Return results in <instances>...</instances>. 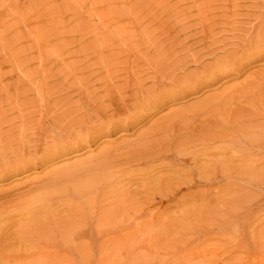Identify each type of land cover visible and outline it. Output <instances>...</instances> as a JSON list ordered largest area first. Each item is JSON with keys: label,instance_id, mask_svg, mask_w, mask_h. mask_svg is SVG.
I'll return each mask as SVG.
<instances>
[{"label": "rangeland", "instance_id": "obj_1", "mask_svg": "<svg viewBox=\"0 0 264 264\" xmlns=\"http://www.w3.org/2000/svg\"><path fill=\"white\" fill-rule=\"evenodd\" d=\"M261 10L264 0H0V168L4 170H0V213H5L0 214V228L6 227L0 230V264H264V150L239 153L241 156L226 154L214 146L204 150L188 147L179 155L174 150L182 140L195 138L194 134L206 127L216 129L219 124L228 128L221 121L239 111L237 108L247 114L240 124L244 129L224 127L229 136L239 137L233 134L236 130L241 135L248 129L264 136V38L254 35L261 23L254 18ZM234 53H244L249 63L235 55V61H240L231 67L232 73L228 74L231 69L225 66L211 86L206 83V87L200 85L185 93L180 90V81L191 77L203 64H209L202 68H207V77L210 65L214 68V64L229 61L227 65L231 66ZM253 54L258 58L249 60ZM150 89L156 90L155 97L165 94L163 102L147 104L146 99L137 106L135 100L145 97ZM172 92L179 96L173 97ZM201 103L213 111L193 109ZM212 104L220 106L216 107L222 112ZM133 105L141 112L139 119L131 122L138 112ZM178 113L182 118L167 123ZM110 114L115 117L113 121L120 115L118 122L128 116V127L110 128L109 134L96 131L100 123L105 126L102 120ZM238 140L242 146L241 138ZM145 146L150 148L149 153L141 159L137 151ZM49 149L50 157H37ZM33 157V162H27ZM213 168L218 171L205 178V169ZM221 171L241 178L237 191ZM100 174H110L107 177L113 180L114 188L106 190L108 196L105 193L103 199L86 204L82 210L72 207L65 198L69 190ZM41 194L42 201L48 194L57 200L53 209L49 208L52 215H45L44 221L37 222L14 206L29 201L34 207ZM46 207H40L41 215L46 214ZM11 208L17 211L15 215L21 214L19 218ZM135 209L140 211L135 214ZM123 210L126 221L120 216ZM51 216L56 229L50 226ZM90 216L94 218L88 219ZM28 217L37 224L34 226ZM95 218L113 224L104 226V234H89ZM56 219L62 221L54 222ZM69 219L78 223L82 219L81 228L88 234H67ZM41 222L44 226H37ZM24 223L31 224L29 235L23 232V237L28 236L27 243L20 235ZM57 223L65 227L61 228L62 235H54L60 231ZM40 226H48L46 229L52 232L47 235ZM129 226L132 229L127 230ZM139 228L142 232H135ZM42 234L43 239L35 237ZM19 248L26 252L21 253ZM29 249L36 256L32 258Z\"/></svg>", "mask_w": 264, "mask_h": 264}, {"label": "bare ground", "instance_id": "obj_2", "mask_svg": "<svg viewBox=\"0 0 264 264\" xmlns=\"http://www.w3.org/2000/svg\"><path fill=\"white\" fill-rule=\"evenodd\" d=\"M263 10H261V14H259V15H257L254 19H256L257 18V20H256V22H258V18H259V20L261 21V23H259V25L258 26H256V27H258V30L257 29H255V34L254 35H257V37L258 38H264V11L262 12ZM246 14V13H245ZM255 15V14H254ZM249 16H250V13H249ZM208 17V15L206 16V18ZM217 17V16H216ZM250 17H252V16H250ZM200 18V17H199ZM253 18V17H252ZM200 24V23H199ZM198 24V25H199ZM212 24V23H211ZM237 24V23H236ZM201 25V24H200ZM253 25H254V23H253ZM214 26V25H213ZM251 26V25H250ZM195 27V26H194ZM210 29V28H209ZM252 29H253V27H252ZM249 31H252L251 29L249 30ZM185 32V31H184ZM208 32V31H207ZM215 32V31H214ZM213 33V32H212ZM204 34V33H203ZM251 34V33H250ZM253 35V36H254ZM252 36V35H251ZM247 38L249 37V36H246ZM255 37V36H254ZM253 37V38H254ZM239 38V37H238ZM250 39H252V38H249V40ZM261 40V39H260ZM259 40V41H260ZM167 41V40H166ZM252 41H255V38L254 39H252ZM257 41V40H256ZM255 41V42H256ZM250 42V41H249ZM255 42H253V43H255ZM198 43V42H197ZM244 43H245V41H244ZM243 43V44H244ZM261 43H263V42H261ZM220 44H222V43H220ZM246 44V43H245ZM257 44H258V41H257ZM253 45V44H252ZM263 45V44H262ZM152 46V45H151ZM156 46H158V45H156ZM229 46V45H228ZM258 46H259V44H258ZM146 47V46H145ZM153 47V46H152ZM237 47V46H236ZM240 47V46H239ZM252 47V46H251ZM257 47V46H256ZM264 48V47H263ZM150 49V48H149ZM189 49V48H188ZM257 49V48H256ZM262 49V48H261ZM152 50V49H151ZM161 50V49H160ZM221 50V49H220ZM260 50V49H259ZM225 51V50H224ZM239 51V50H238ZM262 51H263V49H262ZM244 52V51H243ZM248 52V51H247ZM250 52V51H249ZM257 53H258V51H256ZM261 52V51H260ZM215 53V52H214ZM213 53V54H214ZM238 54H239V52H237ZM256 53V54H257ZM163 54H165V53H163ZM198 54V53H197ZM238 54H233L232 56H233V59L232 58H230V61H233V63L231 64V66L230 65H227V64H229V61H227V60H223V61H227V63L226 62H224L223 64H221V61H220V64L221 65H218L217 66V64H214V68L213 67H208V69H210L209 71H210V73H208V76H210V77H212V79L210 78V77H207V72L208 71H205L206 69H202V68H205V66H208L209 64L207 63V64H203V66L200 68V70L198 71V70H196L197 72H194V73H191V74H193L191 77H188V78H186L185 80H181L180 82L182 83L181 84V91L183 92V93H185V92H188V91H192V90H196L197 89V87L198 86H200V85H203V84H206V83H209L208 84V86L210 85V83L212 82V81H214V79H215V77L217 76V74L218 73H220V70L219 69H221V70H223V71H225L224 70V68H225V66H229V68H228V70L229 69H231L230 70V72L228 73V74H230V73H232L231 71H233L232 69L233 68H231L233 65H235V63H239V61L240 60H236L235 61V59L237 58V56H238ZM242 54H244V53H242ZM242 54H241V56H242ZM255 54V55H256ZM260 54V56H261V53H259ZM188 55V54H187ZM212 55V54H211ZM215 55V54H214ZM235 55H237L236 57H235ZM245 55V54H244ZM255 55L253 54V57H248L249 58V60H255L256 58H258V56L257 57H255ZM190 56H193V54L192 55H190ZM197 56V55H196ZM213 56V55H212ZM231 56V57H232ZM240 56V55H239ZM238 56V57H239ZM240 56V57H241ZM153 57V56H152ZM155 57V56H154ZM208 57H209V55H208ZM217 57V56H216ZM234 57H235V59H234ZM261 57H263V56H261ZM241 58H243V61L244 60H246L247 61V59H245L246 58V56L244 57V56H242ZM210 59H211V57H210ZM220 59V58H219ZM228 59V58H227ZM238 59H240V58H238ZM147 60V59H146ZM198 60H199V58H198ZM212 60H213V57H212ZM229 60V59H228ZM242 60V59H241ZM215 61V60H214ZM241 62V63H244V62ZM116 63H124V62H119V61H117ZM134 62H132L131 64H133ZM189 63V62H188ZM187 63V64H188ZM198 63V62H197ZM249 62L247 61V64H248ZM211 64H213V63H211ZM115 65V64H114ZM185 65V64H184ZM184 65H183V67H184ZM241 65V64H240ZM244 65V64H243ZM186 66V65H185ZM200 66V65H199ZM238 65L236 64V66H234L235 68L237 67ZM242 66H240V68H241ZM186 68V67H185ZM198 68V67H197ZM215 68H217L216 70H212V69H215ZM234 68V69H235ZM239 68V67H238ZM239 68V69H240ZM180 69H183V68H180ZM202 69V70H201ZM238 69V70H239ZM178 70V69H177ZM226 70H227V68H226ZM227 70V71H228ZM179 71V70H178ZM193 71H195V70H193ZM236 71H237V68H236ZM186 72V71H185ZM174 73H175V71H174ZM223 73V72H222ZM234 73V72H233ZM110 74H112V73H110ZM190 74V73H189ZM224 74V73H223ZM222 74V75H223ZM107 75V74H106ZM153 75V74H152ZM184 75H186V73L184 74ZM160 76V75H159ZM205 77L207 78V79H205ZM222 77H225L224 75L222 76ZM90 78V77H89ZM105 78H107V76H105ZM210 78V81H207L208 79ZM97 79V78H96ZM151 79V78H150ZM256 79V78H255ZM86 80V79H85ZM99 80H101V79H99ZM96 81V80H95ZM175 82V81H174ZM174 82H173V84H174ZM248 82V81H247ZM258 82V81H257ZM77 83V82H76ZM179 82H177L176 84H178ZM92 84V83H91ZM108 84V83H107ZM251 84H254L253 82L251 83ZM80 85V84H79ZM245 85H247V83L245 84ZM264 85V84H263ZM102 86H104V85H102ZM117 87H118V85H116ZM115 86V87H116ZM163 86V85H162ZM165 86V85H164ZM204 86V85H203ZM207 86V87H208ZM211 86V85H210ZM244 86V85H243ZM253 86V85H252ZM139 87V86H138ZM167 87V86H166ZM204 87H206V86H204ZM248 87V86H247ZM255 87H256V85H255ZM262 87V86H261ZM260 87V88H261ZM102 88V87H101ZM142 88V87H141ZM149 88V87H148ZM151 88V87H150ZM176 88V87H175ZM246 88V87H245ZM99 89V88H98ZM109 89V88H108ZM147 89V88H146ZM158 89V88H157ZM173 89V88H172ZM259 89V88H258ZM264 89V88H263ZM101 90V89H100ZM154 90V89H153ZM151 91V89H150V91H146L145 92V94H146V96L144 97H139V100H135L136 101V105L137 104H139L140 102V100L141 101H143V102H145V100H146V102H147V104H151V103H153L154 105L156 104V105H158V103H160L163 99H164V97H165V94H160L159 95V93H158V97H155L156 96V94L157 93H155L156 92V90H155V92L154 91ZM170 90H171V88H170ZM180 90H178V92L180 91ZM234 90V89H233ZM243 90H245L244 88H243ZM249 90V89H248ZM247 90V91H248ZM255 89L253 88V91H254ZM165 91V90H164ZM174 91H175V89H174ZM240 91H241V89H240ZM252 91V90H251ZM109 92V91H108ZM135 92V91H134ZM159 92V91H158ZM162 92V91H161ZM230 92V91H229ZM244 92V91H243ZM255 92V91H254ZM254 92H253V94H254ZM259 92H260V90H259ZM120 93V92H119ZM230 93H232V92H230ZM251 93V92H250ZM256 93H258V91L256 92ZM137 94V93H136ZM179 94H180V92H179ZM179 94L177 93V92H172L171 93V95L173 96V97H176V96H179ZM193 94V93H192ZM241 94H242V92H241ZM260 94V93H259ZM140 95H142V93L140 94ZM169 95V94H168ZM254 95H256L257 96V94H254ZM114 96V95H113ZM124 96V95H123ZM244 96H245V94H244ZM244 96H242V97H244ZM248 96H249V93H248ZM256 96H255V98H256ZM261 96V95H260ZM106 97V96H105ZM110 97V96H109ZM125 97V96H124ZM171 97V96H170ZM227 98H228V96H226ZM251 97V96H250ZM253 97V96H252ZM251 97V98H252ZM241 98V97H240ZM239 98V99H240ZM247 97H245L244 99H245V101H249L248 99H246ZM251 98H249V99H251ZM225 99V98H224ZM235 99V98H234ZM261 99V98H260ZM132 100V99H131ZM212 100H213V98H212ZM227 100V99H226ZM233 100V99H232ZM253 100V99H252ZM259 100V99H258ZM77 101V100H76ZM124 101V100H123ZM153 101V102H152ZM237 101V100H236ZM242 101H243V98H242ZM251 101V100H250ZM163 102V101H162ZM204 102V101H203ZM253 102V101H252ZM122 103V102H121ZM198 103V102H197ZM205 103H206V101H205ZM205 103H201L200 105L198 104V105H196V106H193V109L195 108V110L197 111H199V110H205V108L206 109H208L209 111H210V109L212 110V108H208V107H206V104ZM260 103V102H259ZM264 103V102H263ZM119 104V103H118ZM143 104V103H142ZM142 104H140V105H142ZM204 104H205V106H204ZM218 104V103H217ZM222 104V103H221ZM224 104V103H223ZM226 104V103H225ZM229 104V103H228ZM228 104H226V105H228ZM242 104V103H241ZM261 104V103H260ZM243 106L245 105V104H242ZM262 105V104H261ZM124 106V105H123ZM137 106H139V105H137ZM145 107H149V108H151L150 106H146V105H144ZM212 107H216L217 105H215V104H212L211 105ZM248 106V105H247ZM131 107V106H130ZM133 107L136 109V107L133 105ZM153 107V106H152ZM155 107V106H154ZM218 107V106H217ZM215 108V109H218V108ZM235 107V106H234ZM237 107H239V105L237 106ZM111 108V107H110ZM148 108V109H149ZM225 108V107H224ZM118 109V108H117ZM134 109V110H135ZM143 109V108H142ZM215 109H214V111H215ZM239 111H235V113L233 114V112H232V116H230L227 120H225V121H221V124L222 123H224V125L226 124L227 126H228V128H229V126L232 128V127H240V124H241V121L244 119V118H247V114H246V112H243V111H240V108H237ZM245 109V108H244ZM104 110V109H103ZM123 110V109H122ZM138 110V112H136V113H134L135 115H136V118H132L133 120L131 121V122H134L138 117H139V113L141 112V110L139 111V108L138 109H136V111ZM195 110H192V111H195ZM208 110H207V112H208ZM220 110L221 109H218V111L220 112ZM223 110V109H222ZM225 110V109H224ZM249 110V109H248ZM187 111V110H186ZM190 111H191V109H190ZM190 111H187V112H185V113H190ZM206 111V110H205ZM213 111V110H212ZM212 111H211V113H212ZM217 111V110H216ZM217 111V112H218ZM226 111V110H225ZM253 111V110H252ZM251 111V112H252ZM254 111H256V110H254ZM131 112V111H130ZM129 112V113H130ZM133 112V111H132ZM144 112V111H143ZM202 112V111H201ZM222 112V111H221ZM220 112V113H221ZM227 112V111H226ZM258 112V111H257ZM116 113V112H115ZM249 113V112H248ZM95 114V113H94ZM213 114V113H212ZM224 114H226V113H224ZM253 114V113H252ZM125 115V114H124ZM131 116H132V114H130ZM129 115V116H130ZM219 115H223V114H219ZM251 115V114H250ZM253 115H257V114H253ZM93 116H95V115H93ZM117 116V115H116ZM127 116V115H126ZM125 116V117H126ZM130 116V117H131ZM138 116V117H137ZM252 116V115H251ZM118 117V116H117ZM117 117H116V119H117ZM134 117V116H133ZM177 117H181L182 118V113H178V115H175V114H173L172 116H170L169 118H168V120H167V123L168 122H170V121H172V120H174L175 118H177ZM205 117V116H204ZM214 117V116H213ZM219 117H221V116H219ZM223 117H225V115H223ZM253 117V116H252ZM263 117V116H262ZM89 118V117H88ZM90 118H92V117H90ZM115 117L114 116H112L111 114H110V116L109 117H107V118H105V120H102L103 122L105 121V126L104 125H101L102 123H100L99 125H98V128H97V130L96 131H102L101 133H103V134H109V129L110 128H113V129H117V128H121V129H126L127 127H128V122H127V120L129 119V117L127 116V118H124V120L125 121H120V122H118L119 121V118H120V115H119V117H118V121L116 120V121H113V120H115L114 119ZM184 118V117H183ZM209 118V117H208ZM77 119V118H76ZM79 119V118H78ZM80 119H81V116H80ZM80 119H79V121H80ZM139 119V118H138ZM201 119V118H200ZM214 119H215V117H214ZM221 119H223V118H221ZM220 119V120H221ZM249 119H251V118H249ZM208 120V119H207ZM213 120V119H212ZM224 120V119H223ZM245 120V119H244ZM251 120H255V118L253 119H251ZM36 121V120H35ZM88 121V120H87ZM260 121H261V119H260ZM167 123H165V125L167 126ZM253 123V122H252ZM263 123V122H262ZM77 124V123H76ZM213 124V123H212ZM215 124V123H214ZM217 125V124H216ZM242 125H244V124H242ZM261 125V124H260ZM87 126V125H86ZM162 126H164V125H161V127ZM214 126V125H213ZM217 126H219V129H217ZM216 126V129H207V127L205 128V130L203 129L202 131H199V132H197V133H195L194 134V136H195V138L194 137H192L191 139H189L188 138V140H182V142H180V144L179 145H177V146H175V148H174V150H175V153L176 154H180L181 152H183V151H185L188 147H196V148H201L202 150H204V149H208L210 146H214V147H217V149L220 151L221 150V152H224V153H228V152H231V154L233 153L234 155H236V154H238L239 155V153H243V152H247V151H253V150H261V149H263L264 150V136L263 137H261V135H259V134H257V133H255V132H253V131H249V129L248 130H244V131H242L241 132V135L240 134H238V130H236V132L235 133H233L234 135H236V136H238L239 135V137L241 138V140H242V142H243V144H242V146L240 145V143H239V140L237 141V139L239 138V137H230L229 136V133L226 131V129L225 128H227V127H223V125H217ZM247 126V125H246ZM251 126V125H250ZM259 126V125H258ZM261 126H263V125H261ZM21 127V126H20ZM165 127V126H164ZM255 127H256V125H255ZM157 128V127H156ZM194 128V127H193ZM192 128V129H193ZM227 128V130H229ZM230 128V129H231ZM240 128H243L244 129V127H240ZM249 128V127H248ZM164 129V128H163ZM197 129V128H196ZM235 129V128H234ZM260 129H261V127H260ZM263 129H264V126H263ZM149 130V129H148ZM152 130H154V128L152 129ZM259 130V129H258ZM80 131V130H79ZM79 131H77V132H79ZM150 131V130H149ZM170 131V130H169ZM232 131V130H231ZM254 131H256V130H254ZM264 131V130H263ZM66 132V131H65ZM152 132V131H151ZM154 132H155V130H154ZM157 132V131H156ZM171 132V131H170ZM226 132V133H225ZM233 132V131H232ZM232 132H230V133H232ZM258 132V131H257ZM21 133V132H20ZM96 133V132H95ZM181 134V133H180ZM263 134V133H262ZM82 135V134H81ZM87 135V134H86ZM145 135V134H144ZM184 135V134H183ZM188 135V134H187ZM233 135V136H234ZM91 136V135H90ZM158 136V135H157ZM58 137V136H57ZM153 138V137H152ZM159 138V137H158ZM157 138V139H158ZM194 138V139H193ZM231 138H232V140H231ZM54 139V138H53ZM75 139V138H74ZM88 139V138H87ZM145 139V138H144ZM47 140V139H46ZM61 140V139H60ZM77 140V139H76ZM81 140V139H80ZM159 140V139H158ZM179 140V139H178ZM178 140H177V144H178ZM62 141V140H61ZM156 141V140H155ZM166 141V140H165ZM176 141V140H175ZM23 142V141H22ZM73 142V141H72ZM152 142V141H151ZM38 143V142H37ZM52 143V142H51ZM50 143V144H51ZM55 143H56V141H55ZM76 143V142H75ZM158 143V142H157ZM162 143V142H161ZM170 143H172V141L170 142ZM169 143V144H170ZM175 143V142H174ZM77 144V143H76ZM58 145V144H57ZM129 145V144H128ZM176 145V144H175ZM224 145H227V147H224ZM40 146V145H39ZM148 146V145H147ZM23 147V146H22ZM55 147V146H54ZM144 147V146H143ZM139 148V147H138ZM142 148V147H141ZM53 149H55V148H53ZM67 149V148H66ZM136 149V148H135ZM144 150H142V149H140V151L138 152L137 151V157H141V159L142 158H145V157H143V155H145V153H149L148 152V150L150 149V148H147L146 146H145V148H143ZM158 149V148H157ZM167 149V148H166ZM210 149V148H209ZM213 149V148H212ZM51 149H49V150H44L41 154H38V156L37 157H39V158H46L47 156H49V155H51V151H50ZM61 150H63V149H61ZM131 150V149H130ZM188 150H190V149H188ZM37 151V150H36ZM108 151V150H107ZM151 151V150H150ZM156 151V150H155ZM154 151V152H155ZM200 151V150H199ZM34 152V154H35V151H33ZM38 152V151H37ZM36 152V153H37ZM54 152V151H53ZM166 152V151H165ZM174 152V151H173ZM187 153L189 152V151H186ZM192 152V151H191ZM50 153V154H49ZM59 153V152H58ZM226 153V154H227ZM47 154H49V155H47ZM175 154V155H176ZM31 155H33V153L31 154ZM47 155V156H46ZM129 155V154H128ZM149 155V154H148ZM151 155V154H150ZM189 155H190V153H189ZM209 155V154H208ZM217 155V154H216ZM28 156H29V154H28ZM33 156H35V155H33ZM130 156V155H129ZM185 156V155H184ZM239 156H241V155H239ZM22 157H24L25 158V156H22ZM50 157V156H49ZM181 157V156H180ZM199 157V156H198ZM227 157V156H226ZM249 157V156H248ZM29 158V157H28ZM34 158H36V157H33V159H32V161L30 160L29 161V159L27 160V162H29V163H31V162H33L34 161ZM206 158V157H205ZM224 158V157H223ZM239 158V157H238ZM261 158V157H260ZM31 159V158H30ZM132 159V158H131ZM254 159V158H253ZM201 161H203L202 159H200ZM210 160V159H209ZM211 160H213V159H211ZM131 161V160H130ZM217 161H219V159L217 160ZM216 161V162H217ZM204 162V161H203ZM9 163V164H8ZM7 164L8 165H11V162H8ZM23 163H24V166H25V162L23 161ZM35 163V162H34ZM22 164V163H21ZM28 164V163H27ZM223 164H224V162H223ZM227 164V163H226ZM23 165V164H22ZM198 165V164H197ZM213 165V164H212ZM3 166H5L4 164H3ZM90 165H88V167H89ZM211 166V165H210ZM227 166V165H226ZM228 166H230V165H228ZM8 167V166H7ZM13 167H14V165H13ZM15 167H17V166H15ZM197 167V166H196ZM262 167V166H261ZM264 167V166H263ZM2 166H1V168H0V170H2ZM132 168V167H131ZM207 168V167H206ZM220 168H221V166H220ZM229 168V167H228ZM239 168V167H238ZM237 168V169H238ZM16 170H17V168H15ZM14 168H13V171L15 170ZM19 169V168H18ZM151 169V168H150ZM201 169V168H200ZM264 169V168H263ZM20 170V169H19ZM91 170H92V168H91ZM104 170V169H103ZM117 170H118V168H117ZM199 170V169H198ZM2 171H4V170H2ZM5 171H7V170H5ZM18 171V170H17ZM136 171V170H135ZM181 171V170H180ZM202 171H204L203 169H202ZM218 170L216 169V168H213L211 171H209L208 169L206 170L205 169V171L203 172L204 173V177L206 178H208V176H209V178H210V175H211V173L212 174H214V173H216ZM238 171V170H237ZM242 171V170H241ZM1 172V171H0ZM12 172V171H11ZM223 171H221V173H222ZM251 172V171H250ZM263 172V171H262ZM3 173V172H2ZM6 173H8V172H6ZM10 173V172H9ZM103 173H104V171H103ZM181 173V172H180ZM207 173H209V174H207ZM247 173V172H246ZM245 173V175H246V177L247 178H250L249 176H251L250 174L248 175V173L246 174ZM102 174V173H101ZM99 175L98 177H96L95 179L94 178H91V179H88V181H86V183H83V181L79 184V185H77L76 187H72L69 191L70 192H68V194L65 196V198H67L66 200L67 201H69V202H71V206L72 207H74L75 209H80V210H82V209H84V207L86 206V204L89 206L90 205V203L92 204V203H94V202H98L100 199H103L104 197V195H105V193H106V196H108L107 195V192H106V190L110 187V186H112V182H113V180H111V179H108V177H107V175L108 174H106V175ZM206 174V175H205ZM236 174V173H235ZM2 174H0V176H1ZM4 175H5V172H4ZM3 175V176H4ZM110 175V174H109ZM108 175V176H109ZM222 175H223V177L226 179V180H229V182H228V184L230 185V186H233L234 187V190H238V188H239V184H240V182H241V178H239V177H235L233 174H230V173H227V174H224V173H222ZM228 175V176H227ZM237 175V174H236ZM245 175H244V177H245ZM248 175V176H247ZM127 176V175H126ZM213 176V175H212ZM253 176V175H252ZM181 177V176H180ZM179 177V178H180ZM188 178V177H187ZM252 178V177H251ZM253 179H255V178H253ZM256 181H258V182H262V181H260V180H258V179H255ZM178 181V180H177ZM244 181V180H243ZM249 181V180H248ZM175 182V181H174ZM180 182V181H179ZM112 183V184H111ZM182 183V182H181ZM189 183V182H188ZM117 184V183H116ZM154 184V183H153ZM226 184V183H225ZM168 185V184H167ZM177 185V184H176ZM73 186V185H72ZM262 186V185H261ZM168 187H170V186H168ZM112 188H114V186H112ZM111 187H110V189H112ZM157 188V187H156ZM46 190V189H45ZM170 190V189H169ZM155 191V190H154ZM43 192H44V190H43ZM46 192V194H47V191H45ZM52 192V191H51ZM61 191H59V193H60ZM224 192V191H223ZM227 192V191H226ZM225 192V193H226ZM39 193V192H38ZM58 193V194H59ZM64 193V194H63ZM163 193V192H162ZM222 193V192H221ZM51 195H52V193H50ZM56 194V193H55ZM61 195L63 194V195H65V192H63L62 191V193H60ZM237 194V193H236ZM35 195V194H34ZM51 195H49L48 194V199H46L45 201H42V200H40V198H42V194H41V197H39V200H37L38 202L36 203V206H34V207H31V205H32V203L31 202H23L22 203V201H20L21 202V205H20V203L18 202V204L19 205H14V206H18V207H16V208H19L21 211H26L27 212V216L28 215H32L31 216V218H36L35 219V221H39L40 219H42L43 221L45 220V219H47L50 215H52L51 214V212L49 211V208H50V210L51 209H53L52 208V206L54 205V203H55V201H57V200H55L54 198H49V196H51ZM57 195V194H56ZM112 195V194H111ZM231 195V194H230ZM230 195H229V198H230ZM37 196H40L39 194L37 195ZM106 196H105V198H106ZM223 196H225L224 194H223ZM32 197V196H31ZM31 197H28V198H31ZM103 197V198H102ZM34 198V197H33ZM38 198V197H37ZM109 198V197H108ZM108 198H107V200H108ZM228 198V197H227ZM69 199V200H68ZM221 199V198H220ZM29 200V199H28ZM66 200H63V201H61V202H64V201H66ZM106 200V201H107ZM110 200V199H109ZM109 200L107 201V202H109ZM26 201H27V199H26ZM31 201H33V200H31ZM111 201V200H110ZM128 201V200H127ZM218 201V200H217ZM228 201V200H227ZM129 203H128V206H131V201H128ZM17 203V202H16ZM25 203V204H24ZM66 204H67V202H65ZM224 203V202H223ZM61 203H57V205H60ZM44 205V209H45V206H47L46 207V209L47 210H45V212H46V214H43V215H41V213H43V212H41L40 210H41V206H43ZM63 205V204H62ZM95 205V204H94ZM102 205V204H101ZM137 205V204H136ZM33 206V205H32ZM93 206V205H92ZM95 206H97V205H95ZM111 206V205H110ZM138 206V205H137ZM98 207V206H97ZM109 207V206H108ZM112 207V206H111ZM110 207V208H111ZM120 207V206H119ZM121 207H122V205H121ZM140 207V206H139ZM6 208V207H5ZM38 208H40L39 210H38ZM43 208V207H42ZM86 208V207H85ZM88 208V207H87ZM92 208V207H91ZM90 207L88 208V209H91ZM107 208V207H106ZM123 208V207H122ZM122 208H120L121 210H122ZM141 208V207H140ZM10 209V208H9ZM35 209L37 210V212L35 211ZM44 209H43V211H44ZM56 209V208H55ZM65 209V208H64ZM63 209V210H64ZM111 209H113L114 210V208L112 207ZM116 209V208H115ZM137 209V208H136ZM135 209V210H136ZM142 209V208H141ZM6 210V209H5ZM108 210H109V208H108ZM107 210V211H108ZM118 212L119 211H121V210H118V208L116 209ZM115 210V211H116ZM135 210L133 211L135 214H137V212L138 211H140V209L139 210H136V212H135ZM143 210V209H142ZM7 211V210H6ZM19 211V210H18ZM85 211V210H84ZM100 211V210H99ZM116 211V212H117ZM0 212H1V210H0ZM10 212H12V208H11V210H10ZM15 212H17V211H14V212H12V213H14V215H15ZM66 212V211H65ZM77 212H79V211H77V210H75V213L77 214ZM87 212V211H86ZM88 212H90L89 210H88ZM92 212H94V211H92ZM91 212V213H92ZM109 212V211H108ZM112 212H114V211H112ZM116 212H114V214L116 213ZM117 212V213H118ZM12 213H11V215H12ZM48 213V214H47ZM90 213V214H91ZM95 214H96V212H94ZM104 213V212H103ZM140 213V212H139ZM1 215L2 214H5L4 212L3 213H0ZM17 214V213H16ZM38 214H40V215H38ZM50 214V215H49ZM75 214V215H76ZM143 214V213H142ZM19 215H21V214H19ZM19 215L17 214V215H15V216H17L18 218H19ZM45 215H47L46 217L47 218H45ZM49 215V216H48ZM87 215H89V214H87ZM104 215H105V213H104ZM117 215H119V214H116V216ZM124 215H127V213H125V211L123 210L122 211V213H121V217L123 218L124 217ZM196 215V214H195ZM2 216H4V215H2ZM76 216H78V215H76ZM82 216H83V213H82ZM102 216V215H101ZM101 216H96V217H100L101 218ZM144 216V215H143ZM13 217V216H12ZM16 217V218H17ZM65 217H67V216H65ZM0 218H1V216H0ZM4 218V217H3ZM13 218H15V217H13ZM12 218V219H13ZM15 218V219H16ZM28 218H30V217H28ZM30 218V220H32ZM83 218H84V216H83ZM92 219V218H94V216L93 217H89L88 219ZM144 218V217H143ZM53 219V217L51 216V218L49 219V221L50 220H52ZM55 219V218H54ZM73 219V218H72ZM68 220L67 221V224H66V228L68 229V227H69V232H67V234H88L87 233V231L86 230H84L83 229V227L81 228V225H82V222H81V220H80V223H78L77 221V219H75L76 221L74 222L73 220ZM90 219V220H91ZM111 219V221H112V217L110 218ZM124 220H125V218H123ZM60 219H56L54 222H56V221H59ZM62 220H63V218H62ZM61 220V221H62ZM90 220H89V222H90ZM95 220H96V218H95ZM124 220H122V221H124ZM136 220V219H135ZM42 221V222H43ZM61 221H59V222H61ZM71 221H72V223H71ZM93 221V220H92ZM114 221H115V219H114ZM114 221H112V222H114ZM121 221V220H120ZM126 221V220H125ZM131 221H133V220H131ZM0 222H1V219H0ZM29 222V221H28ZM37 222L35 223V222H33V220H32V223L34 224V226H35V224H37ZM39 223L37 226H39V225H41L42 224V226H44V223ZM51 222V224L53 223L52 221H50ZM58 222V223H59ZM87 221H85L84 223H86ZM88 222V223H89ZM95 222V221H94ZM112 222H107V220L105 221L104 219H100V220H96V222L94 223V224H92L91 226H89L88 224V226L90 227V228H88V232H90L89 234H104V232H103V228H104V226H109L110 227V225H112L113 223ZM139 222H141V221H139ZM49 223V222H48ZM58 223H57V226H58ZM83 223V224H84ZM92 223V222H91ZM112 223V224H111ZM117 223H118V221H117ZM116 223V224H117ZM125 223V222H124ZM135 222H133V224H134ZM25 224V223H24ZM47 224V223H46ZM50 224V223H49ZM48 224V225H49ZM56 224V223H55ZM54 223H53V225H50L51 226V228L55 225ZM63 223H61V225H62ZM119 224V223H118ZM123 224V223H122ZM131 224V223H130ZM140 224V223H139ZM23 225V224H22ZM26 225V226H25ZM25 225H23V227H25V228H23V230L21 229L20 230V235H22V237H23V232L25 231V234H24V236L25 235H27L28 233H29V231L30 230H28V228L30 229V226H31V224H29V225H27V224H25ZM60 225V224H59ZM85 225V224H84ZM86 225V226H87ZM151 225H153L152 223H151ZM42 226H40V227H42ZM46 226V225H45ZM50 226H49V229H50ZM116 226V225H115ZM126 226V225H125ZM131 226V225H130ZM130 226L129 227H127V230H128V228H130ZM18 228H20L19 226H17ZM26 227H27V229H26ZM48 227V226H47ZM47 227H42L41 229L42 230H45V231H48V234L47 233H45V234H47V235H49L51 232H52V229L55 227H53L50 231L48 230V229H46ZM59 227V226H58ZM57 227V230H59L60 229V231H58L59 233H54V235L55 234H63V229L65 228L63 225L61 226V228H63V229H61L60 227L58 228ZM134 227V226H133ZM137 227V226H136ZM146 227V226H145ZM153 226H149L148 227V229H150V228H152ZM2 228V227H1ZM1 228H0V230H1ZM6 228V227H5ZM5 228H3L1 231H3V230H5ZM117 228V227H116ZM26 229V230H25ZM55 229H56V227H55ZM115 229V228H114ZM130 229H132V228H130ZM141 228H139L138 230H136L135 232H142V230H140ZM31 230H32V228H31ZM105 230H106V228H105ZM118 230V229H117ZM151 230H153V229H151ZM0 231V232H1ZM133 231V230H132ZM28 232V233H27ZM32 233H33V231H31ZM42 232V231H41ZM109 232H110V230H109ZM125 232H126V230H125ZM124 232V233H125ZM146 232V231H145ZM159 232V231H158ZM2 233V232H1ZM27 233V234H26ZM32 233H30V234H32ZM144 233V232H143ZM33 234H40V233H33ZM126 234V233H125ZM128 234H132V233H130V231H129V233ZM136 234V233H135ZM140 234H142V233H140ZM29 235V234H28ZM60 235V236H61ZM72 236V235H71ZM86 237L88 236V235H85ZM90 237H91V235H89ZM89 236H88V238H89ZM27 237L28 236H26V237H23V239L24 238H26L25 240H26V243H27ZM35 237H39V239L40 238H42L43 239V237H44V235L42 234L41 235V237L40 236H35ZM54 238H57V235H56V237L55 236H53ZM59 237V236H58ZM63 237V236H62ZM33 238V237H32ZM31 238V239H32ZM47 239H49L48 237H46ZM45 238V239H46ZM51 238H52V236H51ZM50 238V239H51ZM69 238H71V237H69ZM73 238V237H72ZM71 238V239H72ZM91 238H93V237H91ZM22 239V240H23ZM38 239V238H37ZM35 240V238L31 241V242H33ZM88 240V239H87ZM53 241H55L54 239H53ZM56 241H57V239H56ZM55 241V242H56ZM30 241H29V243H31ZM65 242H67V240L65 241ZM64 242V243H65ZM69 242H71V240H69ZM79 242V241H78ZM87 242H89V240L87 241ZM47 243V242H46ZM81 243V242H80ZM38 244V243H37ZM45 244V243H44ZM74 244V243H73ZM63 245V244H62ZM65 245H66V243H65ZM71 245V244H70ZM79 245V244H78ZM81 245H83V244H81ZM80 245V246H81ZM18 246V245H17ZM64 246V245H63ZM77 246V245H76ZM24 247V246H23ZM33 247L34 246H32V249H33ZM38 247H39V244H38ZM83 247H84V245H83ZM88 247V246H87ZM41 248V247H40ZM45 248V247H44ZM55 248V247H54ZM75 248V247H74ZM42 249V248H41ZM46 249H48V248H46ZM45 249V252L47 251ZM50 249V248H49ZM59 249V248H58ZM83 249L84 248H82V251H83ZM17 250V249H16ZM18 250H20V252L22 251V250H24L25 251V249L23 248L22 250L19 248ZM31 249H29V251L28 252H30V254L32 253L31 251H30ZM34 250V249H33ZM84 250H86V249H84ZM24 251H22V252H24ZM38 251H39V248H38ZM88 251V250H87ZM87 251H84V252H87ZM21 252V253H22ZM26 252V251H25ZM35 252H37V251H35ZM21 253H19L18 252V255H20ZM44 253V252H43ZM53 253V252H52ZM52 253H51V255H52ZM83 253V252H82ZM91 254L93 253V252H90ZM89 253V254H90ZM17 254V253H16ZM30 254H29V256H30ZM35 256H36V254L35 253H33ZM39 254V253H38ZM46 254V253H45ZM50 254V253H49ZM54 254V253H53ZM59 254H61V253H59ZM15 255V254H14ZM33 255V256H34ZM44 255V254H43ZM47 255V254H46ZM85 255V254H84ZM12 256V255H11ZM15 256H17V255H15ZM21 256H24V255H22L21 254ZM33 256H32V254H31V257L33 258ZM38 256V255H37ZM48 256V255H47ZM46 257V256H45ZM49 257V256H48ZM51 257V256H50ZM50 257H49V259H50ZM91 258H92V256H90ZM90 257H87V258H90ZM17 258V257H16ZM23 258V257H22ZM29 258V257H28ZM36 258V257H35ZM47 258V257H46ZM60 258V257H59ZM58 258V259H59ZM68 258V257H67ZM84 258H85V256H84ZM61 259V258H60ZM59 259V260H60ZM59 260H57V261H59ZM40 261V260H39ZM42 261V260H41ZM47 261H48V259H47ZM56 261V262H57ZM61 261V260H60ZM34 262V261H33ZM63 262V261H62ZM70 262H72L71 260H70ZM85 262V261H84ZM83 262V263H84ZM88 262V261H87ZM39 263V262H38ZM42 263H43V261H42ZM41 263V264H42ZM55 263V262H54ZM74 263V262H73ZM72 263V264H73ZM36 264V263H35ZM44 264V263H43ZM57 264V263H56ZM85 264V263H84ZM88 264V263H87Z\"/></svg>", "mask_w": 264, "mask_h": 264}]
</instances>
